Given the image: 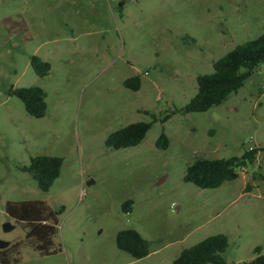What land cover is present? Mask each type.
I'll list each match as a JSON object with an SVG mask.
<instances>
[{
    "label": "rangeland",
    "instance_id": "obj_1",
    "mask_svg": "<svg viewBox=\"0 0 264 264\" xmlns=\"http://www.w3.org/2000/svg\"><path fill=\"white\" fill-rule=\"evenodd\" d=\"M264 34V0H0V249L8 264H172L182 250L224 234L226 264L264 253V63L242 88L201 113H173L197 92L196 78L237 45ZM50 64L46 77L30 66ZM138 76L140 89L123 82ZM38 87L44 117L28 116L6 89ZM151 125L137 146L110 149L128 124ZM167 149L156 147L161 133ZM259 150L238 177L214 189L184 182L199 158ZM62 159L47 192L30 159ZM58 211L50 254L6 213L8 202ZM132 201L128 213L122 210ZM10 223L13 229L4 231ZM132 229L149 242L133 259L116 247Z\"/></svg>",
    "mask_w": 264,
    "mask_h": 264
},
{
    "label": "trees",
    "instance_id": "obj_2",
    "mask_svg": "<svg viewBox=\"0 0 264 264\" xmlns=\"http://www.w3.org/2000/svg\"><path fill=\"white\" fill-rule=\"evenodd\" d=\"M29 63L35 74L46 77L50 71V64L41 58L32 55ZM264 63V34L256 39L237 45L225 56L216 60L212 67L214 72L210 75H200L196 78L197 92L189 102L173 113L189 114L201 113L214 106L221 105L229 95L236 93L243 87L256 67ZM140 78L130 77L123 82L127 89L138 91ZM8 96L18 98L24 105L28 116L42 118L46 112V94L38 87L6 89ZM151 125L145 122H136L112 132L106 146L110 149L129 148L139 145L145 138ZM169 140L162 132L156 141V147L167 149ZM264 150V149H259ZM259 150L246 151L240 157L233 156L221 159L199 158L188 166L183 177L184 182L191 183L202 189H214L223 183L233 181L238 177V170L248 163H253ZM62 159L58 157L39 156L30 159L28 166H23L21 171L26 172L37 183L38 189L47 192L60 175ZM132 201H126L122 210L128 213ZM6 213L17 221L26 222L29 226L27 237L37 243L35 248L42 254L55 252L52 250V237L56 233L58 211H47L42 202H8ZM118 250L127 253L133 259H141L149 254V242L132 229L119 231L115 239ZM228 248V238L224 234H217L205 238L196 245L184 249L172 264H226L224 253ZM253 259L241 264H264V253L261 247H255ZM0 264H8L1 256Z\"/></svg>",
    "mask_w": 264,
    "mask_h": 264
},
{
    "label": "water",
    "instance_id": "obj_3",
    "mask_svg": "<svg viewBox=\"0 0 264 264\" xmlns=\"http://www.w3.org/2000/svg\"><path fill=\"white\" fill-rule=\"evenodd\" d=\"M11 229H13V226L12 225H10V223H5L4 225H3V230L4 231H10ZM8 246V243L7 242H3V241H0V249H3V248H5V247H7Z\"/></svg>",
    "mask_w": 264,
    "mask_h": 264
},
{
    "label": "built area",
    "instance_id": "obj_4",
    "mask_svg": "<svg viewBox=\"0 0 264 264\" xmlns=\"http://www.w3.org/2000/svg\"><path fill=\"white\" fill-rule=\"evenodd\" d=\"M251 150H253V147H249L248 151H251Z\"/></svg>",
    "mask_w": 264,
    "mask_h": 264
}]
</instances>
